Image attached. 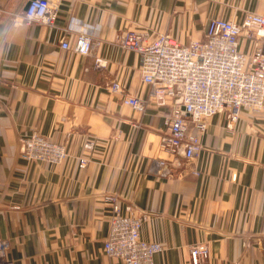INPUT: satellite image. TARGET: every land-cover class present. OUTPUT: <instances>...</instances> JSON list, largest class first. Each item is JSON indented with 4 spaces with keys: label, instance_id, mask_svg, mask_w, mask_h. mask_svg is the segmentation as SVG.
Instances as JSON below:
<instances>
[{
    "label": "crops",
    "instance_id": "crops-1",
    "mask_svg": "<svg viewBox=\"0 0 264 264\" xmlns=\"http://www.w3.org/2000/svg\"><path fill=\"white\" fill-rule=\"evenodd\" d=\"M27 1L0 0V238L13 264H124L103 251L105 195L145 216L141 238L164 247L153 264H191L189 249L201 244L207 264H264V110L209 117L201 153L175 161L160 145L170 108L148 101L138 54L117 41L136 31L188 44L212 18L264 15V0H49L52 27L14 25ZM79 32L100 42L105 68L61 49ZM113 81L147 99L143 112L109 90ZM32 131L64 142L68 157L22 159L19 137Z\"/></svg>",
    "mask_w": 264,
    "mask_h": 264
},
{
    "label": "built area",
    "instance_id": "built-area-1",
    "mask_svg": "<svg viewBox=\"0 0 264 264\" xmlns=\"http://www.w3.org/2000/svg\"><path fill=\"white\" fill-rule=\"evenodd\" d=\"M58 6L49 0H29L27 9L13 17L14 25L40 24L52 27ZM247 48L241 47L242 41ZM118 43L139 56L142 81L149 86L148 101L157 107L169 106L164 117L165 131L160 137L163 151L175 161H190L202 149L207 120L225 113L230 122L237 121L241 109L253 113L264 110V15L246 12L240 20L212 18L202 39L182 44L173 37L128 31ZM60 47L76 55L89 56L95 69H103L107 60L100 53V42L79 32L74 42L62 39ZM109 90L123 93L120 83L113 81ZM147 100V99H146ZM145 99L123 93V102L143 112ZM20 157L27 162L61 164L67 157L64 142H54L37 131L19 137ZM94 142L87 140L83 148L91 150ZM87 164L78 158V167ZM160 175L170 173L166 160L158 161ZM109 204V228L103 244L104 253L124 264H153V257L164 250L155 241L141 238L144 215H134L130 204L123 208L116 195H105ZM8 242L0 238V264H13L8 257ZM191 264H207L206 245L189 249Z\"/></svg>",
    "mask_w": 264,
    "mask_h": 264
},
{
    "label": "water",
    "instance_id": "water-1",
    "mask_svg": "<svg viewBox=\"0 0 264 264\" xmlns=\"http://www.w3.org/2000/svg\"><path fill=\"white\" fill-rule=\"evenodd\" d=\"M28 5H29V0L27 1L26 5H25V8H24L25 10L27 9Z\"/></svg>",
    "mask_w": 264,
    "mask_h": 264
}]
</instances>
